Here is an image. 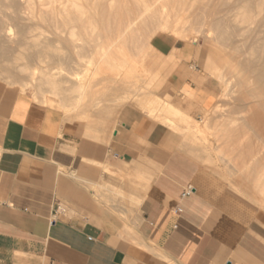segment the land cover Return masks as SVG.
Masks as SVG:
<instances>
[{"label":"crops","instance_id":"0c3cea01","mask_svg":"<svg viewBox=\"0 0 264 264\" xmlns=\"http://www.w3.org/2000/svg\"><path fill=\"white\" fill-rule=\"evenodd\" d=\"M92 121L0 84V264H264V200L149 116Z\"/></svg>","mask_w":264,"mask_h":264},{"label":"rangeland","instance_id":"374dc122","mask_svg":"<svg viewBox=\"0 0 264 264\" xmlns=\"http://www.w3.org/2000/svg\"><path fill=\"white\" fill-rule=\"evenodd\" d=\"M15 2L4 12L14 27L7 16L13 35L1 39L0 84L23 92L20 86L33 74L36 87L24 93L43 105L45 97L52 101L46 106L60 111L66 124L90 125L105 113L114 121L121 112L149 116L236 196L264 200V51L255 43L264 24V0H158L149 28H77L71 38L67 28L42 27L32 31L37 42L21 46L17 35L31 15L25 0ZM34 52L45 53L42 62ZM219 61L226 67L221 77L215 75ZM118 65L123 68L115 75ZM82 76L91 86L81 97L75 84ZM200 93L207 96L201 100ZM198 102L206 110L195 116Z\"/></svg>","mask_w":264,"mask_h":264},{"label":"bare ground","instance_id":"6f19581e","mask_svg":"<svg viewBox=\"0 0 264 264\" xmlns=\"http://www.w3.org/2000/svg\"><path fill=\"white\" fill-rule=\"evenodd\" d=\"M16 0H0V13H4L6 9L9 10V8H11V4L14 3ZM24 2V0H22ZM158 0H25L24 4H22L21 6L23 8H25V12L26 10L29 12V14L31 15V17L27 20V22L24 23V29L23 31H21V33H18V39L16 40V38H14V40L18 41V44L21 46L23 44H28L29 42L35 43L38 40V36L33 34L32 31L33 30H38L41 29L42 27H61V28H67L69 29L67 32L69 34V37L73 38L75 37V33L73 30L77 29V28H82V29H87V28H96L98 26H112L115 28H126V30L128 31V29L130 28H147L148 26H150V10H152ZM250 1V0H249ZM19 2V1H17ZM245 2V1H242ZM263 2V1H262ZM20 3V2H19ZM250 3V2H249ZM17 3L15 2V5ZM159 4V2H158ZM157 4V5H158ZM257 4V3H256ZM13 4V6H15ZM19 4H17L16 6H18ZM251 5V4H250ZM12 6V7H13ZM14 8H17V7ZM20 6V5H19ZM249 4L247 5H243L242 7H236L237 10L239 8H248ZM22 8V9H23ZM157 8V7H156ZM253 8V6L251 8H249L250 10ZM21 8L19 7V9L17 8V10L19 11ZM254 9V8H253ZM12 11V9H10ZM246 10V9H245ZM14 11V10H13ZM23 10L19 11V12H23ZM153 11H155L153 9ZM152 11V12H153ZM157 11V10H156ZM175 11V10H174ZM8 12V11H7ZM27 12V13H28ZM158 12V11H157ZM232 12V11H231ZM1 13V14H2ZM5 14V15H4ZM3 15H1L0 17V41L2 42L3 39H5L6 41H10L12 39V29L9 26L14 27V23L12 24V21L10 22V13H8L6 15V13H4ZM13 15V13H11ZM17 14V12H16ZM14 13V15H16ZM20 14V13H18ZM17 14V17H18ZM176 14V13H175ZM239 14V13H238ZM153 15V14H152ZM178 15V14H177ZM240 15V14H239ZM6 16V17H5ZM9 19H8V17ZM27 16L29 17V15L27 14ZM154 16V15H153ZM157 16V15H156ZM236 16V14H235ZM238 16V15H237ZM15 17V16H13ZM241 17V16H240ZM239 17V18H240ZM20 18V16L18 17ZM9 20V22L12 24L10 25V23L7 24V21ZM16 19V18H15ZM14 19V21H16ZM161 19V18H159ZM181 19V18H178ZM22 20V19H21ZM160 21V20H159ZM157 23H160V22ZM177 21V20H176ZM17 22V21H16ZM176 23V22H175ZM218 23V22H217ZM215 23V25L217 24ZM163 25V24H162ZM177 25V24H175ZM219 25V23H218ZM217 25V26H218ZM156 26V25H155ZM22 27V26H21ZM219 27V26H218ZM149 28V27H148ZM157 28V27H156ZM262 28V29H261ZM261 30L259 31V33L257 34V40L255 41V43L257 45H260L258 48V52L262 49L264 51V24L261 26ZM16 29V28H15ZM85 29V30H86ZM62 30V29H61ZM44 31V30H43ZM41 33V32H40ZM61 33V32H60ZM17 34V33H16ZM15 34V35H16ZM79 37V36H78ZM2 39V40H1ZM48 39V38H47ZM57 39V38H56ZM60 40V39H59ZM46 41V40H45ZM70 41V40H69ZM1 44H4L3 42ZM41 43V42H39ZM17 44V43H15ZM43 44V43H42ZM57 44V43H56ZM85 44V43H84ZM3 47V46H2ZM37 48V47H36ZM48 48V47H47ZM3 49V48H2ZM254 49V48H253ZM12 50V48H11ZM10 50V51H11ZM103 50V49H102ZM105 50V49H104ZM43 51V50H41ZM53 51V50H52ZM262 51V52H263ZM0 53H4V51H0ZM36 53L35 56L41 61V58L44 57L43 53L44 52H34ZM48 53V52H47ZM54 53V52H53ZM87 53V52H86ZM108 53V51H107ZM45 54V53H44ZM106 54V53H105ZM5 55V54H4ZM3 55V56H4ZM48 55V54H47ZM104 55V53L102 54ZM143 55V54H142ZM50 55H48L47 57H49ZM121 56V55H120ZM29 56H26V58ZM51 57V56H50ZM49 57V58H50ZM220 57V55L218 56V58ZM8 58V57H7ZM31 58V57H30ZM221 58V57H220ZM44 59V58H43ZM26 60V59H25ZM28 60V59H27ZM33 61V60H32ZM30 60V62H32ZM225 61V60H224ZM260 61V60H259ZM35 62V61H34ZM124 62V59H123ZM127 62V60H126ZM8 63V61H7ZM125 63V62H124ZM220 64H218L217 66V71L215 75L220 76L221 74L223 75L222 70H224L225 68L222 69V63L219 61ZM228 63V61L226 62V64ZM254 63V61H253ZM29 64V63H28ZM47 64V63H46ZM61 64V63H60ZM128 64V62H127ZM31 65V63H30ZM49 66V64H47ZM52 65V64H51ZM64 65V64H63ZM122 65V64H121ZM130 65V63H129ZM125 66V65H124ZM128 66V65H127ZM228 66V65H227ZM33 67V66H32ZM51 67V66H50ZM215 67V66H214ZM224 67V66H223ZM56 68V67H55ZM122 66L118 65L116 66L114 69H116L117 73H115V75H118V73L122 70ZM229 68V67H228ZM232 68V67H231ZM15 69V68H14ZM126 69V68H125ZM130 69V68H129ZM128 69V70H129ZM132 69V68H131ZM247 69V68H246ZM41 70V69H40ZM215 70V69H214ZM213 70V71H214ZM14 71V70H12ZM36 71V69H35ZM47 71V70H46ZM230 71V70H229ZM228 71V72H229ZM232 71V70H231ZM263 71V70H262ZM73 73V72H72ZM215 73V72H214ZM130 74V73H129ZM55 75V74H54ZM228 75V74H227ZM226 75V76H227ZM260 75V74H258ZM18 76V75H17ZM112 76V75H111ZM225 76V75H224ZM221 77V76H220ZM219 77V78H220ZM223 77V76H222ZM260 77V76H259ZM256 78V76H255ZM37 79V78H36ZM36 79L34 78L33 74L31 75V81L29 83L23 84L21 87V90L24 91H31L32 88H35L36 85H34L32 87V81H36ZM43 79V78H42ZM61 80V79H60ZM78 80V79H77ZM112 80V79H111ZM232 80V79H231ZM258 80V79H257ZM255 80V81H257ZM56 81V80H55ZM66 81V80H65ZM226 81V80H225ZM28 82V81H27ZM43 82V81H42ZM77 82V81H76ZM75 82V83H76ZM114 82V80L112 81V83ZM221 82V81H220ZM67 83V82H66ZM87 83V82H86ZM85 83V77L80 79V81H78L75 84V88H76V92L81 96L83 94V91L85 88H87L88 86H91L90 82L88 84ZM231 83V82H230ZM257 83V82H256ZM97 86V85H96ZM117 89V88H116ZM34 90V89H33ZM113 90V89H112ZM227 90V89H226ZM130 93V92H129ZM87 94V93H86ZM55 95V94H54ZM93 95V94H92ZM40 97V96H39ZM43 97V94H42ZM45 97V96H44ZM82 97V96H81ZM80 97V98H81ZM89 98V97H87ZM91 100V99H90ZM43 103L45 104H49L50 106L53 104L52 101L43 98L42 99ZM40 104V103H39ZM45 104V105H46ZM62 104V103H59ZM64 104V103H63ZM62 104V105H63ZM99 104V103H98ZM78 106V105H77ZM63 108H67L66 106H63ZM172 108V107H171ZM70 112V111H69ZM253 119V117H252ZM250 121V120H249ZM257 121V120H256ZM253 122V121H252ZM251 123V121L249 122ZM255 123V121L253 122V124ZM258 123V121L256 122V124ZM252 124V123H251ZM250 124V125H251ZM114 125V124H113ZM255 125V124H254ZM259 127V126H258ZM85 149V148H84Z\"/></svg>","mask_w":264,"mask_h":264},{"label":"built area","instance_id":"2783aa9c","mask_svg":"<svg viewBox=\"0 0 264 264\" xmlns=\"http://www.w3.org/2000/svg\"><path fill=\"white\" fill-rule=\"evenodd\" d=\"M178 211H180V210H178ZM52 223V222H51Z\"/></svg>","mask_w":264,"mask_h":264}]
</instances>
